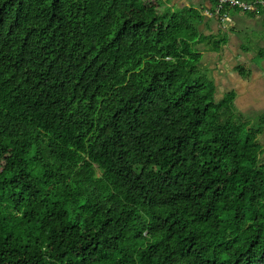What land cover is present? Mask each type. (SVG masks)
I'll list each match as a JSON object with an SVG mask.
<instances>
[{
    "label": "trees",
    "instance_id": "obj_1",
    "mask_svg": "<svg viewBox=\"0 0 264 264\" xmlns=\"http://www.w3.org/2000/svg\"><path fill=\"white\" fill-rule=\"evenodd\" d=\"M165 6L0 0V264H264V113Z\"/></svg>",
    "mask_w": 264,
    "mask_h": 264
},
{
    "label": "rangeland",
    "instance_id": "obj_2",
    "mask_svg": "<svg viewBox=\"0 0 264 264\" xmlns=\"http://www.w3.org/2000/svg\"><path fill=\"white\" fill-rule=\"evenodd\" d=\"M249 20L248 24L250 26L248 25L242 33L241 42L242 48L246 50L245 52L249 53L250 51V60L243 59V61L235 62V57L223 49L219 56H209V53L215 52L208 43H211V41H208L200 48L204 50V56L198 66V73L215 82L216 101H220L228 90L236 91L238 93V95L236 94L238 97V102L235 103L236 109L244 114L245 118L252 121L251 124L256 125L258 116L264 113V79L259 77V73L264 71V62L256 54L260 48L264 49V17L259 16L256 19ZM233 45L238 47V41L231 43L232 49H234ZM195 50L198 51L197 48ZM231 52L235 54V50H231ZM239 65L251 70L250 79L245 81L246 83L241 81V77L235 71V68ZM260 143L264 149V136H261ZM262 163L264 164V154L262 155Z\"/></svg>",
    "mask_w": 264,
    "mask_h": 264
},
{
    "label": "crops",
    "instance_id": "obj_3",
    "mask_svg": "<svg viewBox=\"0 0 264 264\" xmlns=\"http://www.w3.org/2000/svg\"><path fill=\"white\" fill-rule=\"evenodd\" d=\"M164 1L166 4L165 7L170 12L179 11L184 8H192L198 11V13L202 16V21L195 25V30L200 36L214 37L215 39H219V38L225 39L226 43L225 45L222 46L221 50L223 49L225 52L228 51L227 52L228 54L233 55L235 57L234 58L235 62H238L239 60L243 61V59L250 60L251 58L249 54L250 51L249 53H247L245 52L246 50L242 48L243 45L241 42V38L243 35L242 33L244 32V30H246V27L249 25L248 24V22H250L249 19H254V18H250L247 15L232 10L229 12V20L227 22H221L216 17L207 15V13L213 9L212 0H164ZM236 41H238V47H236L235 44L233 45L234 49H232V46L230 45L232 42L234 43ZM203 45L204 42H202L197 46V49L202 54V56H204V50L200 48ZM231 50H235V54H233ZM220 52L209 53L208 55L219 56ZM263 73L264 71L259 73V77L264 79ZM241 81L243 82L244 80L241 78ZM228 92H235L238 95V93L234 90H228ZM237 102H238V97L236 98L235 103L237 104Z\"/></svg>",
    "mask_w": 264,
    "mask_h": 264
},
{
    "label": "built area",
    "instance_id": "obj_4",
    "mask_svg": "<svg viewBox=\"0 0 264 264\" xmlns=\"http://www.w3.org/2000/svg\"><path fill=\"white\" fill-rule=\"evenodd\" d=\"M213 11L207 13L209 16L216 15L219 21L227 22L229 20L230 10L238 11L241 14L251 12L255 6L264 9V0H255L254 2H246L242 0H212ZM229 9V10H228Z\"/></svg>",
    "mask_w": 264,
    "mask_h": 264
}]
</instances>
